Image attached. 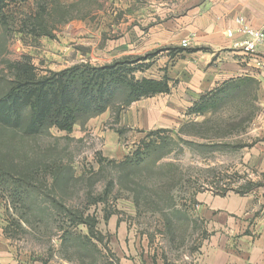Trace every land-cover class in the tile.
<instances>
[{
	"label": "rangeland",
	"instance_id": "obj_1",
	"mask_svg": "<svg viewBox=\"0 0 264 264\" xmlns=\"http://www.w3.org/2000/svg\"><path fill=\"white\" fill-rule=\"evenodd\" d=\"M146 4L10 3L0 10V97L15 85L19 63L44 76L143 57L137 78L166 72L165 57L176 48L142 45L138 19ZM131 9L132 30L126 24ZM249 85L221 89H256ZM215 100L208 102L211 115L206 111L177 125H141L142 111L157 104L154 99L128 107L117 99L71 133L52 127L30 136L0 124V232L18 263L119 264L105 233L112 216L146 235L166 264L188 263L204 236L192 214L196 196L258 192L264 184L260 175L238 172V153L227 140L231 124L234 132L244 129L254 113L248 95L219 92ZM237 120L243 125L236 127Z\"/></svg>",
	"mask_w": 264,
	"mask_h": 264
},
{
	"label": "crops",
	"instance_id": "obj_2",
	"mask_svg": "<svg viewBox=\"0 0 264 264\" xmlns=\"http://www.w3.org/2000/svg\"><path fill=\"white\" fill-rule=\"evenodd\" d=\"M146 2L138 19L142 45L172 46L176 51L173 57H165L167 71L151 77L161 80L167 76L171 90L143 98L157 104L143 109L141 125H177L186 118L197 121L196 114H188L189 109L212 92L248 95L254 113L244 129L234 132L231 124L227 140L238 153V172L264 178V45L247 51L242 44L245 27H263L264 0ZM133 13L131 9L126 19L131 30ZM185 39L187 47L182 46ZM250 83L256 89H221L228 84ZM212 113L207 110L208 115ZM241 121H236V127L243 125ZM258 189L245 194L206 192L196 196L192 214L203 224L204 236L198 248L187 255L186 264H264V184ZM105 233L119 264H166L146 235L129 230L118 218H109ZM0 264H19L2 232Z\"/></svg>",
	"mask_w": 264,
	"mask_h": 264
},
{
	"label": "trees",
	"instance_id": "obj_3",
	"mask_svg": "<svg viewBox=\"0 0 264 264\" xmlns=\"http://www.w3.org/2000/svg\"><path fill=\"white\" fill-rule=\"evenodd\" d=\"M29 1L43 0H0V10L10 3ZM144 60L123 59L101 67L82 64L44 76H37L31 64L19 63L15 85L0 97V124L30 136L52 127L71 133L79 121L103 114L117 99L128 107L143 98L168 94V77H136ZM218 93L203 96L188 113H205Z\"/></svg>",
	"mask_w": 264,
	"mask_h": 264
},
{
	"label": "built area",
	"instance_id": "obj_4",
	"mask_svg": "<svg viewBox=\"0 0 264 264\" xmlns=\"http://www.w3.org/2000/svg\"><path fill=\"white\" fill-rule=\"evenodd\" d=\"M242 32L246 36V39L243 41V47L247 51H253L258 45H264V24L261 29H252L245 27ZM182 46L187 47L188 41L185 39L182 41Z\"/></svg>",
	"mask_w": 264,
	"mask_h": 264
}]
</instances>
